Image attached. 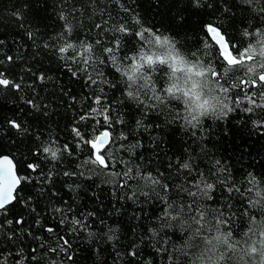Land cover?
<instances>
[{
  "label": "trees",
  "instance_id": "trees-1",
  "mask_svg": "<svg viewBox=\"0 0 264 264\" xmlns=\"http://www.w3.org/2000/svg\"><path fill=\"white\" fill-rule=\"evenodd\" d=\"M121 24L127 32L117 31ZM208 25L220 29L239 59L244 48L255 45L254 34L264 31V0H0V74L12 82L0 85V156H11L20 177L27 178L21 179L15 201L0 211V264H259L260 256L250 257L246 250L255 244L259 251L261 238L251 233L262 230L264 221V198L248 203L250 195L255 200L256 192L264 194V126L254 124L264 125V108L245 111L250 107L245 93L264 105V84L238 85L249 79L240 67L219 84L205 80L203 98L217 105L216 112L221 103L231 110L209 111L193 128L183 119L190 112L185 98L149 106L155 98L137 94L135 86L128 89L117 71L160 35L189 63L222 73L226 65ZM66 43L76 47L61 54L58 48ZM85 44L93 48L88 65L78 54ZM109 47L115 63L103 52ZM145 71L157 89L167 86L164 66ZM229 84L238 86L227 95L216 91ZM97 96L100 105L94 103ZM104 107L110 128L99 111L92 112ZM13 120L21 129L11 126ZM73 129L84 140L110 131L114 165L89 163L92 149ZM49 140L61 146L58 159L42 151ZM121 160L131 162L133 174L138 166L167 184V193L160 185L150 189L134 180L121 187L124 181L113 175L125 170ZM183 163L190 168H181ZM29 164L39 167L33 171ZM204 180L214 188L205 189ZM197 181L203 191L191 190L201 205L229 217L234 239L241 241L233 245L231 260L222 237L200 239L164 216L161 197L189 203L186 189ZM73 220H81L86 230ZM61 237L69 241L67 250Z\"/></svg>",
  "mask_w": 264,
  "mask_h": 264
},
{
  "label": "snow or ice",
  "instance_id": "snow-or-ice-1",
  "mask_svg": "<svg viewBox=\"0 0 264 264\" xmlns=\"http://www.w3.org/2000/svg\"><path fill=\"white\" fill-rule=\"evenodd\" d=\"M64 18L63 16L61 17ZM138 23V21H137ZM99 27V25H97ZM208 30L215 36H219V40L217 43L219 44L220 49H222L220 55L221 59L225 62L226 67H224L223 72H217L211 66H206L201 62L197 63H189L183 56H181L178 52L175 51V45L169 40L167 36H164L161 39L160 35L155 36V45L160 49H165L166 51L161 52L158 49H149L147 51L144 50L143 47L139 50L136 56L132 57V61L127 64H122L121 67L117 68V71L121 72L122 77L126 81V86L128 89H133L135 86V91L137 94H143L145 97H154V101L149 105H157L158 102H162L163 99H168L175 97L177 95L185 98V104L190 109L188 116L183 117L185 121L190 124L193 128L200 122L202 117L207 116L209 111H212L215 115L218 113H223L227 115V110H231L228 108V105L225 103H221L219 105V112H216L217 105L214 104L209 99L203 98V82L209 78H215L213 80L216 84H219L221 79H225L229 72H231L234 68L240 67L244 68L246 72L249 74V79L247 81L241 80L238 82V85L251 84L255 86L256 80H258L261 84H264V31H257L253 38L256 39L255 45L250 44L248 47L244 48L242 52L239 53V59L234 56L229 50L227 45L224 43L223 36H220L219 30L212 25H208ZM67 31H71V26L66 25ZM119 32H127L128 29L121 24L117 29ZM154 34V33H150ZM31 35V33L29 34ZM141 39V43H143L144 32H139L137 34ZM245 35H250L249 33H245ZM47 46V45H46ZM118 46V45H116ZM75 45L72 43H66L58 48V51L63 54L66 53L69 49H75ZM84 51L79 54V58L84 65H88L90 59L93 56V48L89 44L83 45ZM239 51V50H237ZM103 52L112 54L113 63H115V55L114 48L109 47L103 49ZM76 57L74 56L73 59ZM11 59V57H9ZM252 62L248 64L246 62ZM257 65L259 66V72H257ZM157 66H164L167 69V74L165 76L166 87L161 85L159 89L155 87V84L150 81V78L146 75V69L152 70ZM75 75V73H73ZM163 74V70H162ZM180 74V75H178ZM252 76H255L256 79H252ZM43 79V77H41ZM88 79L92 83H96L95 80H92V77L89 76ZM140 82V83H138ZM227 82V81H226ZM11 81L3 78V75L0 74V85L7 86ZM229 84L228 87H224L221 85L216 91L222 92L225 95L228 94L230 88L238 86ZM13 87L19 88L20 86L17 84H13ZM156 91L160 92V95H154ZM128 96L133 95V91H127ZM245 97L250 104V107L245 109L247 112H252L254 108L261 107L264 108V105H258L256 101L245 93ZM170 102V100H169ZM241 101L238 99L236 103H240ZM94 103L96 105L101 104V98L99 96L94 98ZM99 111V114L103 117L105 123L108 127H111V119L108 115L107 108H100L99 110L96 108L92 109L93 113ZM190 117V118H189ZM81 120L86 119L85 116L80 117ZM12 127L16 129H21V125L16 121H9ZM254 124L258 126L260 125L258 121H254ZM78 137L85 143L90 145L92 149V156L89 163L99 165L102 168L108 169L110 164L114 165V162L111 160L112 153L110 151L109 146L114 142L112 138V133L108 130H104L100 132L98 135L94 136L93 139L84 140L83 135L81 134L79 129H73ZM194 134V133H193ZM126 139V137H124ZM42 151L45 154H48L53 160L59 158V153L61 152V146L55 140H49L45 146L42 147ZM63 151L68 152V145H63ZM103 152V154H101ZM108 157V159H106ZM120 163L124 166L125 170L119 173H113L114 176L121 178L124 183L121 184V187L127 186V181H141L150 189H154V186L160 185L165 193L168 191L167 184H161L160 180L154 177L151 173L142 174L139 167H136L135 174H133V168L129 166L131 164L130 161L121 160ZM219 164V161L216 162ZM39 165L37 164H29L28 168L35 171ZM183 169H189L190 164L183 163L180 165ZM65 175H69V173H65ZM203 174H201L202 176ZM21 179H27L26 177H18L15 173V166L11 159L8 157L0 158V209H3L6 205L12 202L14 197L15 188L21 183ZM193 180L196 181V178L193 177ZM205 185V189L211 190L214 188L213 183H209L207 180L203 181ZM196 188L197 191H203L200 189V182L197 181L190 185L188 189H186L188 196L191 198V201L186 204H179L175 201H168L165 197H161V199L166 204V209L164 216L168 220H175L177 223H180L182 226H187L189 233H194L196 237L200 239H207L208 237H215V239L219 240L221 237L224 241V251L227 253L228 260H231L232 255L234 254L233 245H239L241 241L234 239V234L230 229L228 224L229 217L225 216L223 212L220 210H210L201 205L199 200L197 199V191H192V188ZM232 189H229L231 191ZM145 195L148 193L145 192ZM157 195H159L157 193ZM206 195V192H205ZM255 196L257 199L253 200L251 195L248 198L249 204H256L262 198H264V194L260 192H256ZM59 211V209H57ZM251 221L252 218L249 217ZM10 224L11 221H8ZM17 223H22V221H17ZM72 224L74 226H79L86 230V225L82 223L81 220H73ZM261 229L258 233H251L254 235H258L259 238V251L257 246L253 244L246 250V254L250 257H254L257 254L264 258V221L261 222ZM47 231L51 232L53 229L49 228ZM247 238L244 239V243H247V239H250L249 233L244 234ZM62 240V247L67 250L69 246V241L60 238ZM208 243L211 244L212 241L208 240ZM51 251L55 252L56 249H51ZM190 259V258H189ZM224 259V257H221ZM261 264H264V259L261 260Z\"/></svg>",
  "mask_w": 264,
  "mask_h": 264
},
{
  "label": "water",
  "instance_id": "water-1",
  "mask_svg": "<svg viewBox=\"0 0 264 264\" xmlns=\"http://www.w3.org/2000/svg\"><path fill=\"white\" fill-rule=\"evenodd\" d=\"M213 27H215V26H213ZM215 28H217V27H215ZM217 29L219 30V34H220V36H223V38H224V43L227 45L228 50L231 52V49H230L229 43L227 42L225 36L221 33V31H220L219 28H217ZM208 31H209V30H208ZM209 35H210V37L212 38V40H213V41L219 46V44L217 43V41L219 40V36H215V35H213V34L210 33V32H209ZM220 50L222 51V49H220ZM231 53H232V52H231ZM5 156L12 160V162H13V164H14V166H15V173H16V175H17L18 177H20V175H19V173H18V170H17V165H16L14 159H13L11 156H8V155L0 156V158H3V157H5ZM20 184H21V183H20ZM20 184H19V185L15 188V190H14V197H16V192H17V189H18V187L20 186ZM14 201H15V198L12 200L11 203H9L8 205H6L3 209H0V211H1V210H4L7 206H9L10 204H12Z\"/></svg>",
  "mask_w": 264,
  "mask_h": 264
},
{
  "label": "rangeland",
  "instance_id": "rangeland-1",
  "mask_svg": "<svg viewBox=\"0 0 264 264\" xmlns=\"http://www.w3.org/2000/svg\"><path fill=\"white\" fill-rule=\"evenodd\" d=\"M150 48H151V49H158V50H160L161 52L166 51V48H165V49H160L158 46L155 45V39L153 40V43H152V45L150 46ZM147 50H148V49H146L145 51H147ZM178 75H180V74H178ZM262 259H264V258H262L261 256H260V258L257 259V261L259 262V264H261V260H262Z\"/></svg>",
  "mask_w": 264,
  "mask_h": 264
}]
</instances>
